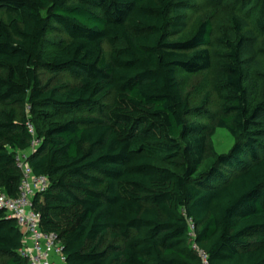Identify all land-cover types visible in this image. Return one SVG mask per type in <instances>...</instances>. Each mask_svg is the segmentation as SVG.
Returning <instances> with one entry per match:
<instances>
[{
  "label": "trees",
  "instance_id": "16d2710c",
  "mask_svg": "<svg viewBox=\"0 0 264 264\" xmlns=\"http://www.w3.org/2000/svg\"><path fill=\"white\" fill-rule=\"evenodd\" d=\"M229 3L230 0H225ZM187 0H0V188L17 198L18 152L49 188L33 209L66 264H264V0H241L218 40L212 128L236 143L218 153L178 72L212 69L213 25L186 33ZM66 40L50 44L47 33ZM111 47L108 57L104 45ZM68 73L73 86L39 71ZM53 82V81H52ZM30 107V113L26 110ZM86 113L69 121L67 116ZM168 163L170 167H164ZM24 233L0 210V264H28Z\"/></svg>",
  "mask_w": 264,
  "mask_h": 264
},
{
  "label": "rangeland",
  "instance_id": "374dc122",
  "mask_svg": "<svg viewBox=\"0 0 264 264\" xmlns=\"http://www.w3.org/2000/svg\"><path fill=\"white\" fill-rule=\"evenodd\" d=\"M190 7L186 13V33L190 34L195 26L201 21H210L213 25L212 45L209 47L213 56V67L210 70L201 72L196 75H188L182 71L178 72V78L181 84L182 93L189 96L191 106L197 110L204 98L208 96V103L203 110L195 111L187 120L189 122L199 123L208 127L207 135L210 138L215 150L220 154H226L231 151L236 140L226 131L217 129L211 135L212 128L219 116L220 100L213 89L214 70L216 68L217 59L215 53L220 51L218 40L233 33L232 18L239 14L244 16L249 22H252L251 15L243 14L241 10V0H187ZM47 40L50 44L60 43L66 40L64 34L59 30L53 29L47 33ZM105 55L108 57L111 47L104 45ZM258 61L264 67V36L258 39L256 46ZM3 71L0 69V74ZM44 83L52 85L64 84L73 86L78 83L77 79L68 73L52 74L46 71H39ZM53 81V82H52ZM86 113L67 116L62 121L66 122L80 116H86ZM164 167L170 165L163 164Z\"/></svg>",
  "mask_w": 264,
  "mask_h": 264
},
{
  "label": "built area",
  "instance_id": "2783aa9c",
  "mask_svg": "<svg viewBox=\"0 0 264 264\" xmlns=\"http://www.w3.org/2000/svg\"><path fill=\"white\" fill-rule=\"evenodd\" d=\"M27 108V114L30 113ZM34 140L26 152H18L16 156L17 167L22 174L20 191L17 198H10L0 188V210L6 211L10 218L17 221L24 233V248L21 251L23 259L28 264H66L62 256V245L54 234H46L40 228V216L33 209V200L37 194L44 193L49 188V180L45 176H36L28 165L29 157L38 149L40 141L36 135V129L32 124L28 125ZM189 239L193 251L199 256L202 264H209L208 254L199 248L197 238V226L191 220L189 222Z\"/></svg>",
  "mask_w": 264,
  "mask_h": 264
}]
</instances>
